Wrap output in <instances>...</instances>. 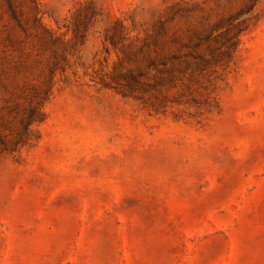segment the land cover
<instances>
[{"label":"rangeland","instance_id":"rangeland-1","mask_svg":"<svg viewBox=\"0 0 264 264\" xmlns=\"http://www.w3.org/2000/svg\"><path fill=\"white\" fill-rule=\"evenodd\" d=\"M0 264H264V0H0Z\"/></svg>","mask_w":264,"mask_h":264}]
</instances>
